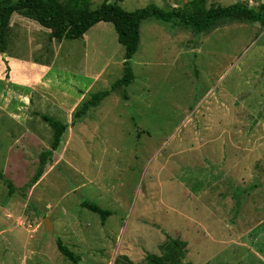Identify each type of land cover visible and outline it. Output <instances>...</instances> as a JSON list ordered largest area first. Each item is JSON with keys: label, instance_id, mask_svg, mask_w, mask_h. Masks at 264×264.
Here are the masks:
<instances>
[{"label": "rangeland", "instance_id": "374dc122", "mask_svg": "<svg viewBox=\"0 0 264 264\" xmlns=\"http://www.w3.org/2000/svg\"><path fill=\"white\" fill-rule=\"evenodd\" d=\"M108 2L127 12L155 5L193 14L198 0ZM245 2L254 10L262 3L203 5ZM139 36L134 80L66 129L32 183L53 135L40 116L71 124L83 102L121 79L124 48L110 23L93 26L86 41L53 43L32 17L11 16L5 52L48 63L55 74L20 108L37 137L17 141L21 129L0 122V172L15 191L6 200L0 181V264H70L58 238L79 264H147L148 255L166 264H264V170L254 173V158L264 156V130L254 133L264 124V25L235 16L197 33L148 18ZM3 62L0 94L8 97ZM41 91L60 103L42 101ZM82 200L110 212L104 224Z\"/></svg>", "mask_w": 264, "mask_h": 264}, {"label": "trees", "instance_id": "16d2710c", "mask_svg": "<svg viewBox=\"0 0 264 264\" xmlns=\"http://www.w3.org/2000/svg\"><path fill=\"white\" fill-rule=\"evenodd\" d=\"M259 5L258 10L246 7L242 3H235L229 6H216L205 9L204 0H198L193 6L192 13L183 12L179 8L170 10L161 9L155 5L137 9L133 12L124 11L118 4L103 3L95 8H89V0H0V53H4L5 30L11 16L20 13L27 17H32L41 27L49 30L51 41L68 40L73 41L82 38L86 32L98 23H110L117 35V42L124 48L123 76L113 83L109 89L92 95L91 98L83 102L79 109L73 114L71 124L61 123L47 115H41L42 121L47 123L53 130L50 150L43 151L39 155V164L32 178V183L38 181L43 175L45 166L51 161L52 153L55 152L61 142V137L66 129L76 120L84 116L91 108H95L103 99L120 87H128L134 80L131 68V59L138 49L139 26L148 18H156L168 24L178 25L185 29H191L197 33H203L213 28L216 22L222 18L242 17L247 22L264 25V0ZM0 181H3L7 188L6 200H9L15 193L13 185L4 179L0 172ZM80 206L100 217L101 224H104L110 216V212L103 210L94 203L82 200ZM178 246L181 252V245ZM57 250L70 264H79L80 258L69 247L58 238L56 240ZM147 264H166V262L155 255L147 256Z\"/></svg>", "mask_w": 264, "mask_h": 264}, {"label": "crops", "instance_id": "0c3cea01", "mask_svg": "<svg viewBox=\"0 0 264 264\" xmlns=\"http://www.w3.org/2000/svg\"><path fill=\"white\" fill-rule=\"evenodd\" d=\"M106 28V26H105ZM91 29V28H90ZM89 29V30H90ZM88 30V31H89ZM87 31V32H88ZM87 32L84 34L81 38V40L87 39ZM55 42L54 40L52 41ZM6 61L8 68H9V79L6 80L5 83L7 84L8 90L11 91L12 94H9L10 96L5 97L4 94H0V122L5 120V117L9 119L11 123L17 128L21 129V136L17 141L25 142L28 140V138L34 139L36 136L35 133L31 132L30 124L27 125V118H21V110L20 108L28 107L30 105L31 97L29 94H32L33 91H36V89H43L42 82H45V77L48 76H54L53 67L49 65L48 63L41 64L39 62L35 61H29V59H24L21 57H18L16 55H8L7 52L4 51V53H0V82L3 83V72L6 68L3 59ZM123 64V63H122ZM61 73H58L56 76V79L59 81ZM66 78V77H64ZM55 80V79H54ZM44 84V83H43ZM10 87H16L19 89V92L12 91L13 89H10ZM44 98H42V101L46 100L47 104H53L54 102L48 95L47 91H41ZM256 93V92H254ZM256 95H259V92L256 93ZM42 96V97H43ZM60 103H54L58 105ZM14 104V106H13ZM23 114V113H22ZM21 119H19V118ZM7 121V120H6ZM8 122V121H7ZM8 123V124H11ZM29 123V122H28ZM257 129H263L264 130V124H259L254 126V133L257 131ZM1 130V128H0ZM264 134V131H263ZM27 136V137H26ZM24 137H26V140L24 141ZM261 170H264V156L262 155V158H254V173ZM260 174V172H259ZM255 177V176H254ZM253 189L254 196L257 195L256 188L254 187V183H251L250 189ZM252 193V192H251ZM250 204L254 203L253 198L249 200Z\"/></svg>", "mask_w": 264, "mask_h": 264}, {"label": "water", "instance_id": "95a60500", "mask_svg": "<svg viewBox=\"0 0 264 264\" xmlns=\"http://www.w3.org/2000/svg\"><path fill=\"white\" fill-rule=\"evenodd\" d=\"M244 5L247 7V6H248V3L245 2ZM44 228H45L46 231L51 232V223H50V221L48 220V218H46V219L44 220Z\"/></svg>", "mask_w": 264, "mask_h": 264}]
</instances>
